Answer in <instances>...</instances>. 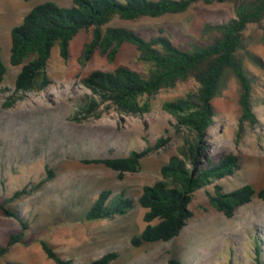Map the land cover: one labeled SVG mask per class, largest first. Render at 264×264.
<instances>
[{
  "label": "rangeland",
  "instance_id": "obj_1",
  "mask_svg": "<svg viewBox=\"0 0 264 264\" xmlns=\"http://www.w3.org/2000/svg\"><path fill=\"white\" fill-rule=\"evenodd\" d=\"M54 1L71 6L72 0H0V45L8 72L0 91V204L4 198L27 184L36 183L52 168L55 177L37 193L15 202L30 222L23 241L15 243L0 256V264H55L43 253L41 240L52 243L73 264L91 262L109 251L119 257L111 264H168L179 258L183 264H255V244H261L264 259V198L255 195L239 207L233 217L210 205L208 185L195 192L193 217L179 235L168 241L135 246L133 236L146 226V209L139 198L145 185L161 178V166L178 153L184 130H178L175 118L163 109L166 100L184 96L197 87L194 80L159 92L152 110L142 116L124 115L110 110L100 118L79 121L75 115L93 97L82 78L96 69L114 70L126 65L146 72L147 65L138 59L133 44L125 43L114 62L96 52L86 66L80 64L84 45L92 29L81 30L70 42V56L60 55L59 46L52 49L48 71L52 83L42 91L21 92L15 80L21 65L10 62L11 31L35 5ZM235 16L232 3L198 2L187 11L160 17L143 16L137 20L115 18L111 24L131 28L145 38L170 35L175 43L188 47L204 43L202 27L206 22H222ZM246 35L249 49L259 57L262 66L246 59L245 65L255 78V111L260 123L239 128V86L235 78L227 81L222 94L213 99L215 122L208 129L211 148L207 159L218 161L222 152L239 156L240 168L233 175L218 180L226 191L251 184L259 191L264 185V26H251ZM13 105H6L10 96ZM160 137H170L165 145L149 153L137 172H118L100 163L85 160L127 155L154 145ZM103 190L112 197L124 192L135 205L125 214L110 219L89 220L86 213ZM21 228L0 207V247L6 246L10 234Z\"/></svg>",
  "mask_w": 264,
  "mask_h": 264
},
{
  "label": "trees",
  "instance_id": "obj_2",
  "mask_svg": "<svg viewBox=\"0 0 264 264\" xmlns=\"http://www.w3.org/2000/svg\"><path fill=\"white\" fill-rule=\"evenodd\" d=\"M232 3L235 16L222 22H206L202 27L204 43L192 42L188 47L175 43L170 35L158 34L145 38L131 28L112 25L115 18L137 20L143 16L160 17L187 11L192 5ZM263 28L264 0H72L71 6L45 1L28 11L20 24L11 31L10 62L21 65L15 80L16 91H42L51 83L48 67L52 49L59 46L64 59L70 56V42L81 31L92 29V37L84 45L80 64L86 66L96 52L109 62H114L125 43L133 44L138 59L147 65L140 72L126 65L114 70L96 69L82 78L93 97L81 106L75 119L100 118L104 112L115 110L124 115L142 116L152 110L153 100L163 90L176 88L180 83L194 80L197 87L184 96L166 100L163 109L175 118L178 130H184L183 142L178 153L161 166V178L143 187L139 202L146 209L143 231L132 237L131 243L168 241L180 234L193 217L190 208L195 192L208 185L211 206L233 217L237 209L255 195L264 198V185L257 191L253 185L244 184L226 191L218 180L233 175L240 168L239 156L222 152L218 161L207 159L211 144L208 129L215 122L216 109L213 99L222 94L230 78L239 86V139L244 127L260 123L255 111V78L246 68V59L262 66L257 55L250 49L251 40L246 35L249 27ZM8 72L0 45V91ZM10 96L6 105H13ZM170 137H160L154 145L132 150L127 155L85 160L100 163L118 172L123 178L126 172H137L143 159L165 145ZM55 177L52 168L36 183H30L4 198L2 213L15 218L21 228L10 234L8 244L0 247V256L7 253L17 242L23 241L30 222L13 204L31 196ZM135 205L124 192L112 197L111 190H103L86 213L89 220L110 219L125 214ZM45 256L55 264H73L64 258L55 246L41 240ZM255 264H264L261 244H255ZM118 251H109L85 264H111L119 257ZM168 264H183L179 258H170Z\"/></svg>",
  "mask_w": 264,
  "mask_h": 264
}]
</instances>
